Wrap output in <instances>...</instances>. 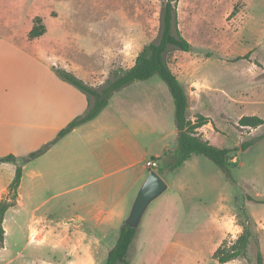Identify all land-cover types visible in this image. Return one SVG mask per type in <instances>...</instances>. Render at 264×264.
Here are the masks:
<instances>
[{
	"label": "rangeland",
	"instance_id": "1",
	"mask_svg": "<svg viewBox=\"0 0 264 264\" xmlns=\"http://www.w3.org/2000/svg\"><path fill=\"white\" fill-rule=\"evenodd\" d=\"M161 7L162 0H0V38L20 44L28 23L39 17L44 25L46 18L50 31L58 29L67 36L62 46L44 39L42 48L51 54L57 48V56L86 60L95 69L107 62L105 55L115 54L114 59L123 55L125 62L109 63L112 75L132 65L143 45L157 40ZM176 16L191 49L169 47L165 59L187 94L186 117L194 121L196 113H201L210 120L198 130L201 136L210 134L209 142L218 147L237 148L229 164L235 182L201 154H192L173 171L164 169L161 177L167 188L143 213L128 249L129 264H219L215 249L235 241L244 226L251 233L246 254L224 264H258V251L264 264V202H256L264 201V122L257 127L238 124L242 116L264 120V0H178ZM87 53L91 55L86 59ZM134 82L138 89L131 101L143 102L142 95L157 92L166 107L162 108L166 122L158 128L166 131L168 125H175L172 96L161 78L154 74ZM165 141L173 142L171 151L179 153L173 138ZM244 141L249 145L242 150L239 146ZM162 143L153 141L149 152ZM46 149L22 165L24 205L11 207L5 214L0 264H35L36 259L48 261L63 255L50 247H36L30 239L29 213L36 204H40L39 214L56 205L66 195H50L71 187L82 173L75 174L68 165L46 172ZM150 155L146 158L152 159ZM33 168L41 173L34 175ZM118 230H107L97 264H105Z\"/></svg>",
	"mask_w": 264,
	"mask_h": 264
},
{
	"label": "crops",
	"instance_id": "2",
	"mask_svg": "<svg viewBox=\"0 0 264 264\" xmlns=\"http://www.w3.org/2000/svg\"><path fill=\"white\" fill-rule=\"evenodd\" d=\"M45 19V31L40 36L28 37L33 25L29 22L20 44L0 38V157L24 156L47 144L60 129L86 112L85 93L61 78L54 68L65 69L88 85L98 87L109 76L111 60H127L123 55L114 59L115 54H107L103 56L107 62L95 69L86 60H70L62 53L57 56V48L51 54L40 43L47 39L52 46H62L67 35L58 29L50 31ZM90 55L87 53L84 58ZM136 86L134 82L114 92L96 117L74 127L44 152L46 172L68 165L70 170L75 169V174L82 173V178L76 176L80 179L71 181V187L50 195L66 196L45 213H38L40 204L30 209V239L35 240L36 247H50L63 254L60 259H36L35 264H97L107 230L119 228L124 222L150 170L146 156L151 153V158L161 157L172 150L173 142L165 141L168 137L177 145L175 125H168L166 131L158 128L166 122L162 110L166 107L158 93L152 90L140 95L143 102L131 101ZM163 95L171 102L167 91ZM154 119L158 121L154 123ZM209 137L210 134H203L208 141ZM156 140L163 141L162 145L149 152ZM14 170V163L0 161V200ZM40 171L32 169L34 175ZM85 173L88 178L82 181ZM22 187L21 176L16 203L11 207L24 205Z\"/></svg>",
	"mask_w": 264,
	"mask_h": 264
},
{
	"label": "trees",
	"instance_id": "3",
	"mask_svg": "<svg viewBox=\"0 0 264 264\" xmlns=\"http://www.w3.org/2000/svg\"><path fill=\"white\" fill-rule=\"evenodd\" d=\"M178 0H162L160 14V33L155 41L143 45L134 58L133 64L120 71H114L105 82L94 87L85 83L69 71L62 68H54L56 73L66 81L70 82L85 93L88 100L86 112L71 120L66 126L60 129L56 137L48 142L45 147L28 153L24 157L17 158L12 154L0 157V161H8L15 164V172L8 183L6 192L0 200V247H3L5 230L3 227L4 214L6 210L16 203L17 189L22 176V165L38 156L49 145L55 143L59 138L70 132L74 127L96 117L99 112L108 104L111 95L123 86L134 82L147 80L157 74L166 84L174 104V121L177 130V144L180 148L178 154L168 150L161 157H152L157 160L155 170L161 175L164 169L173 171L180 167L192 154H201L212 160L228 177L231 183L234 179L230 175L229 164L232 160L231 153L237 148L218 147L204 139L198 132V128L208 123V117L196 113L195 120L186 117L188 97L183 85L177 76L172 72L165 59L169 47L182 51H190L191 44L182 36L177 27L176 7ZM40 18L36 17L32 28L28 32L29 38L40 36L44 33L45 27L40 24ZM264 120L256 115L242 116L238 120L240 126L257 127ZM249 142H242L239 146L244 150ZM249 198V196H248ZM251 199V198H250ZM253 200V199H251ZM262 203L264 201H256ZM137 229L120 225L114 245L109 249L105 264H129L130 257L128 249L136 235ZM251 233L247 226L231 244L222 243L214 252V258L219 264L242 257L246 254ZM258 264L262 263V255L258 251L256 255Z\"/></svg>",
	"mask_w": 264,
	"mask_h": 264
},
{
	"label": "water",
	"instance_id": "4",
	"mask_svg": "<svg viewBox=\"0 0 264 264\" xmlns=\"http://www.w3.org/2000/svg\"><path fill=\"white\" fill-rule=\"evenodd\" d=\"M166 188L167 184L161 175L155 169H150L134 197L124 220L125 226L137 229L147 206Z\"/></svg>",
	"mask_w": 264,
	"mask_h": 264
},
{
	"label": "built area",
	"instance_id": "5",
	"mask_svg": "<svg viewBox=\"0 0 264 264\" xmlns=\"http://www.w3.org/2000/svg\"><path fill=\"white\" fill-rule=\"evenodd\" d=\"M147 166L150 168V167H156L157 166V160H155V159H149L148 161H147Z\"/></svg>",
	"mask_w": 264,
	"mask_h": 264
}]
</instances>
